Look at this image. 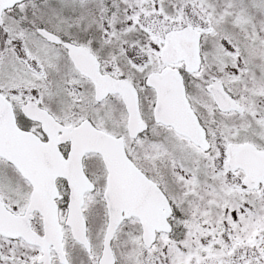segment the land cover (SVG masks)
<instances>
[{
    "label": "snow or ice",
    "instance_id": "1",
    "mask_svg": "<svg viewBox=\"0 0 264 264\" xmlns=\"http://www.w3.org/2000/svg\"><path fill=\"white\" fill-rule=\"evenodd\" d=\"M0 264H264V0H0Z\"/></svg>",
    "mask_w": 264,
    "mask_h": 264
}]
</instances>
